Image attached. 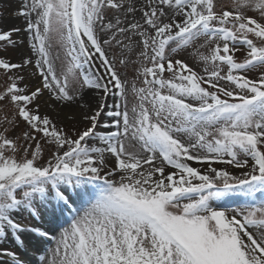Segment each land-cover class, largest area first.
<instances>
[{"label":"snow or ice","instance_id":"6c2138e0","mask_svg":"<svg viewBox=\"0 0 264 264\" xmlns=\"http://www.w3.org/2000/svg\"><path fill=\"white\" fill-rule=\"evenodd\" d=\"M13 16L25 27L0 26V53L23 31L34 56H0V102L27 128L0 131V241L16 249L0 247V264H25L29 238L54 241L40 264H264V0H18ZM201 39L204 75L172 58ZM45 90L67 103L93 93L78 105L88 126L69 135L41 116ZM38 134L55 146L46 162ZM65 210L54 236L22 221Z\"/></svg>","mask_w":264,"mask_h":264},{"label":"rangeland","instance_id":"374dc122","mask_svg":"<svg viewBox=\"0 0 264 264\" xmlns=\"http://www.w3.org/2000/svg\"><path fill=\"white\" fill-rule=\"evenodd\" d=\"M233 0H217V7L227 5L231 7ZM18 8V5H9L7 1L0 0V16L4 18V22H2V25L5 28L8 27H20L23 29L25 27V21L20 18L17 19L13 16V13L16 12ZM248 15H256V13H253L252 11L248 12ZM26 33L23 31L20 33L19 36H13L14 40H20L24 39L25 43L22 45H19L17 47H8L6 52L0 53V56L2 58H6L11 60L14 63H19L22 58L27 57L29 55H33L31 53L30 47L27 44L26 41ZM203 40L196 41L194 45L186 50H181L177 54H175L172 58L173 59H182L184 60L190 67L193 68L194 71H197L199 74L204 75V68L205 65L198 60V58L194 55V50L199 44H202ZM201 51H206V49H200ZM109 57H116V67L117 70L120 72V75L122 78L128 79L130 82L136 78V71L133 65L129 64L128 67H124L119 64V58H120V48L119 47H112L108 50ZM52 55L55 57L57 55L60 56L59 60L55 61V66L57 73L60 72L61 68V61L63 60V53L61 50H59L55 44H53V47L51 49ZM246 55V50L241 48L236 53V57L238 60H242L244 56ZM134 59V57H133ZM135 67H139V65H136ZM34 69L28 68L26 69V74H30ZM224 71L226 72V67L224 68ZM170 74L165 73V78H167ZM142 79V78H141ZM5 80L6 77L3 75V72L0 71V90H3V87L5 86ZM26 84L29 85V87L34 88L35 86H38L40 83V78L38 73L35 77H32L31 79H27L25 81ZM142 86L141 82L137 81V87ZM128 102L129 107L132 103L135 102V98L133 94L131 93L130 89L128 92ZM37 104H39V114L41 116L47 115L54 124L58 128H63L69 135H74L75 132L81 131L84 128H86L87 122H84L82 120V109L78 106L79 104L83 103L82 101H77V103H67V102H58L54 98H50V93H48L46 90L44 91L43 95L39 97V99L36 101ZM85 103V102H84ZM107 103L109 105L114 103L113 97L109 96L107 98ZM96 104V100H94L91 105L94 107ZM32 107H35V105H32ZM14 106L5 102H0V131H4V129H8L7 135L15 137L17 135H20L23 131L27 130L25 122L22 120H18V117L13 115ZM5 120L11 121V120H18V127H15L14 129L9 123H6ZM99 130V129H98ZM114 130V129H109ZM37 140L41 144L42 148V161L46 162L49 158L51 152L55 151L54 145H49L44 139H42V134L37 135ZM23 143V141H21ZM96 143L97 146H99L98 141L89 140V144ZM33 150L35 148V144L32 145ZM20 155H23V153H20ZM193 166H197L198 164H193ZM216 167H224L222 164L214 165ZM232 171L235 175H240L239 170L229 169ZM114 180H119V176L112 177ZM100 183V182H97ZM69 193L71 194V190H69ZM73 199L75 200L76 197L73 195ZM236 203H239V201H236ZM84 207V204L77 200L75 204L72 205V209H82ZM74 215V212L71 210H65L63 215H58L56 218H53L51 215L46 216L45 218L41 219L38 217H33L29 215L27 212L23 214L22 221L25 224L36 226L40 225L45 230H49L50 236L56 235V233L59 232V230L65 226H67V223L70 222V219ZM34 237L35 234H32ZM27 247L23 250H20L18 252V255L21 257L22 260L25 261V264H40L39 262V256L43 255L44 252L49 247H54V241L51 239H35V238H29L26 240ZM0 247L9 249V250H16L12 244L11 241H0ZM39 249V251H37Z\"/></svg>","mask_w":264,"mask_h":264},{"label":"bare ground","instance_id":"6f19581e","mask_svg":"<svg viewBox=\"0 0 264 264\" xmlns=\"http://www.w3.org/2000/svg\"><path fill=\"white\" fill-rule=\"evenodd\" d=\"M7 1V3L9 5H18V0H5V2ZM4 22V18H3V21ZM93 96V93L91 92H88V91H85L84 93V100L82 101L83 103H93L94 102V99H92L91 97ZM199 166V165H198Z\"/></svg>","mask_w":264,"mask_h":264}]
</instances>
